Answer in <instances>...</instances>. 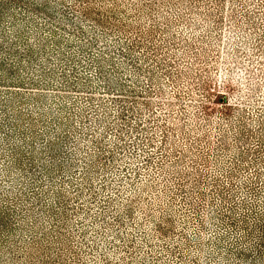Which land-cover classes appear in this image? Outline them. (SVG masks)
<instances>
[{"label":"rangeland","instance_id":"obj_1","mask_svg":"<svg viewBox=\"0 0 264 264\" xmlns=\"http://www.w3.org/2000/svg\"><path fill=\"white\" fill-rule=\"evenodd\" d=\"M38 1L0 0L34 47L0 52V264H264V0Z\"/></svg>","mask_w":264,"mask_h":264},{"label":"trees","instance_id":"obj_2","mask_svg":"<svg viewBox=\"0 0 264 264\" xmlns=\"http://www.w3.org/2000/svg\"><path fill=\"white\" fill-rule=\"evenodd\" d=\"M20 3L22 5H24V1H28L31 6V9L30 10H38V11H41V9L43 8H47V3L45 2H34L35 0H19ZM24 7V6H23ZM20 8V7H19ZM29 10V11H30ZM13 12V11H12ZM58 10H55L54 13H56V15L58 14ZM22 15L21 17H23V19L26 21L25 17H28L31 19V17H33L34 15L32 16H28L27 14H20ZM33 22V21H32ZM5 33V32H4ZM19 43H17L16 41H12V40H9L8 38H4L0 41V52H2L3 50H5L6 48H8V51L12 50L11 51V54H13V56H19V57H22V56H26V57H31L33 52H34V47H32V45L30 44V42L27 43L26 46H23V48L21 49V47L18 45ZM2 64H0V68H2L3 65H5L6 63L4 62V60L1 61ZM9 66L12 68V66L14 67V65H10ZM16 69V68H15ZM14 77V76H12ZM26 79V78H25ZM23 79V77L21 78H10L9 79V83L11 85H14L12 87L16 88L17 91L20 90V88H23V87H20V86H24V85H27V86H36L35 82L33 81V79H30L29 78V82H25V81H28V80H25ZM5 80L4 79H0V83H4ZM18 85V86H16ZM11 87V86H9ZM264 233L263 231L259 234V238H257L256 240L258 241V244H260V240L263 239L264 240Z\"/></svg>","mask_w":264,"mask_h":264}]
</instances>
